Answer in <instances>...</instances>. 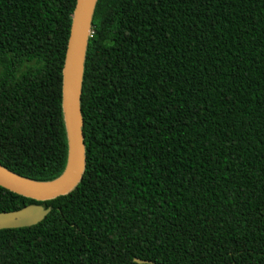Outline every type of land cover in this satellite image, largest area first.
I'll return each mask as SVG.
<instances>
[{
    "label": "trees",
    "instance_id": "1",
    "mask_svg": "<svg viewBox=\"0 0 264 264\" xmlns=\"http://www.w3.org/2000/svg\"><path fill=\"white\" fill-rule=\"evenodd\" d=\"M76 0H0V167L67 163L61 70ZM78 180L0 186V264H264V0H94ZM134 259L143 261L136 262Z\"/></svg>",
    "mask_w": 264,
    "mask_h": 264
},
{
    "label": "water",
    "instance_id": "2",
    "mask_svg": "<svg viewBox=\"0 0 264 264\" xmlns=\"http://www.w3.org/2000/svg\"><path fill=\"white\" fill-rule=\"evenodd\" d=\"M94 0H76L61 70V106L67 139V163L63 173L50 182H34L0 167V186L35 200H45L67 192L78 180L83 144L80 134L78 96L83 49L89 35ZM48 208L27 205L11 212H0V229L28 227L46 215ZM136 262H143L134 259Z\"/></svg>",
    "mask_w": 264,
    "mask_h": 264
},
{
    "label": "rangeland",
    "instance_id": "3",
    "mask_svg": "<svg viewBox=\"0 0 264 264\" xmlns=\"http://www.w3.org/2000/svg\"><path fill=\"white\" fill-rule=\"evenodd\" d=\"M88 33H90V32H88Z\"/></svg>",
    "mask_w": 264,
    "mask_h": 264
}]
</instances>
